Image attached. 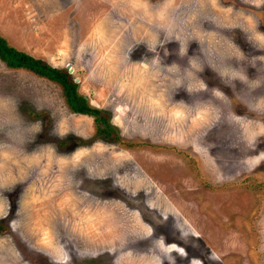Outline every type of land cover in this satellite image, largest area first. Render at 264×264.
Here are the masks:
<instances>
[{"label": "rangeland", "instance_id": "obj_1", "mask_svg": "<svg viewBox=\"0 0 264 264\" xmlns=\"http://www.w3.org/2000/svg\"><path fill=\"white\" fill-rule=\"evenodd\" d=\"M261 2L0 0L8 45L66 68L119 138L142 144L93 138V118L72 113L57 83L0 61V143L66 153L96 144L83 160L110 144L125 150L108 171L76 170V189L140 221L112 245L62 229L58 249L44 251L20 231L9 189L0 194V264H264Z\"/></svg>", "mask_w": 264, "mask_h": 264}, {"label": "crops", "instance_id": "obj_2", "mask_svg": "<svg viewBox=\"0 0 264 264\" xmlns=\"http://www.w3.org/2000/svg\"><path fill=\"white\" fill-rule=\"evenodd\" d=\"M53 145L43 143L25 147L0 143V194L17 189L20 231L32 245L50 252L58 249L57 235L62 229L90 246L99 242L118 243L113 238L115 232L125 231L130 224L131 228L136 223L139 225V219L117 205L97 202L82 196V192L79 194L78 190H83L76 189L74 174L80 168L108 171L126 158L125 150L109 149L114 148L110 144L107 147L109 153L101 151L107 152L103 157L83 160L82 154L98 152L94 151L96 144L88 148L76 146L69 153L57 150ZM118 155L120 157L116 158ZM107 211L111 212L110 216ZM119 220L122 221L121 228Z\"/></svg>", "mask_w": 264, "mask_h": 264}, {"label": "trees", "instance_id": "obj_3", "mask_svg": "<svg viewBox=\"0 0 264 264\" xmlns=\"http://www.w3.org/2000/svg\"><path fill=\"white\" fill-rule=\"evenodd\" d=\"M0 61L8 68L25 69L38 77L57 83L61 87L65 103L72 113L91 116L93 118L96 127L93 138L101 137L106 142L117 143L119 147L125 149L142 145L140 142L119 138L117 129L109 123L108 114L97 107L91 106L87 102L86 96L78 93V85L66 68L52 67L40 59L16 50L9 46L7 41L1 36Z\"/></svg>", "mask_w": 264, "mask_h": 264}, {"label": "built area", "instance_id": "obj_4", "mask_svg": "<svg viewBox=\"0 0 264 264\" xmlns=\"http://www.w3.org/2000/svg\"><path fill=\"white\" fill-rule=\"evenodd\" d=\"M21 10L25 11L26 13L28 12V11H26V5L25 4L21 5Z\"/></svg>", "mask_w": 264, "mask_h": 264}]
</instances>
